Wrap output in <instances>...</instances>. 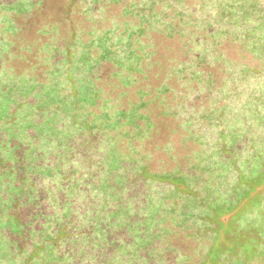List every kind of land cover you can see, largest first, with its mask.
I'll list each match as a JSON object with an SVG mask.
<instances>
[{
    "label": "rangeland",
    "instance_id": "1",
    "mask_svg": "<svg viewBox=\"0 0 264 264\" xmlns=\"http://www.w3.org/2000/svg\"><path fill=\"white\" fill-rule=\"evenodd\" d=\"M239 21L248 26L235 37ZM209 52L264 73V0H0V264L86 263L84 247L107 240L102 219L68 236L73 212L56 194L74 198L84 183L107 210L132 174L146 184L147 214L131 202L109 210L133 238L115 264H140L160 239L181 251L177 264H264V84L243 91L235 121L210 99L205 145L203 114L177 103ZM94 137L98 184L64 177L74 141Z\"/></svg>",
    "mask_w": 264,
    "mask_h": 264
},
{
    "label": "trees",
    "instance_id": "2",
    "mask_svg": "<svg viewBox=\"0 0 264 264\" xmlns=\"http://www.w3.org/2000/svg\"><path fill=\"white\" fill-rule=\"evenodd\" d=\"M233 25L231 31L233 32L232 34H236L235 37L238 36L239 32H244L243 30H246L248 26L246 22L243 21H239ZM210 31H213V29ZM240 42L242 43L243 41L240 40ZM244 46L247 47L248 45ZM249 46L254 49V45L250 44ZM250 47L248 48L250 49ZM253 54L257 56V54ZM215 55L216 54L209 52L207 56L208 61H206L205 66L201 65V63L197 65L196 70L202 73L201 80L195 76L193 78L192 74L194 73L188 72L181 81L179 79L181 87L187 88L188 92L186 95V92L183 93V95H185L184 99L177 104L180 105L184 103L188 113L194 115V117L197 116L196 121L199 120L198 114H203L201 119L203 131L201 134L205 141V145L213 140L214 135L212 130L214 127L212 124L216 121L209 116L213 109H215L213 101H210V99H221V101H216L215 104L218 105L219 103L220 106H224L223 113L228 116L229 119L235 121L241 112L246 111L248 106L246 103L248 97H243V94H245L243 91L251 89L254 85L262 86L264 84L263 72H245V70H242L244 67L241 66V62L229 58L226 54H223L219 58L215 57ZM191 57L194 60L193 62L197 64L199 57L198 53L191 54ZM263 57L264 55L262 57L260 56L259 59L262 61ZM192 59L189 58V62ZM214 65L219 66L220 76H213L207 70V66ZM176 66L177 65H174V67ZM174 79L176 80L178 77L175 76ZM236 94H239L240 97L237 96L234 99ZM181 96L179 94L178 99H180ZM186 96H188L189 99L185 102ZM230 108H232L231 111L229 110ZM178 119L181 121V129H183L184 133H187V127L184 126L185 119L183 116H179ZM225 134L228 135L229 130H227ZM80 142L81 138L74 141L70 152V163L67 165L66 169L63 168V176L65 174L66 176L64 177H72V175L75 178L86 177V184L96 185L98 184L100 171L102 170V152L99 148V140L97 137L91 138L88 140V145L84 147H80L81 145L79 146ZM228 142L229 138L227 137L225 143ZM237 149L241 152V145H239ZM67 185L68 181L62 182L63 188L69 187V185ZM123 188L127 191H124L121 195L117 194L119 190L116 188L114 197L118 199L113 201L107 210L101 208L98 198L91 196L90 190L84 186V183L78 187L80 191H77V196L74 198L68 197L67 193L64 191L60 192L59 195L56 194V199L59 200L60 204L64 201L70 203L73 212L68 221L72 226V228L69 229L68 236L85 237L86 230L91 226V218L99 214L102 219L101 225L107 235V240L104 242L106 245H102L98 251L93 250L91 247H84L87 250V256H85L86 263L84 264H115L120 260V257H122L119 252L120 246L133 243V238L126 229L114 227L116 222L114 218L111 217V212H109V210H114V207L127 206V203L129 204V202H131L135 206L136 211L138 209H143L139 214L141 215L140 218H145L147 214L145 208L148 203L146 197V184L139 181L138 174H136V176L132 174L128 177ZM42 198L46 202L47 214L52 215L53 206L51 204L54 203V199L52 201L49 200L47 195H43ZM133 219L134 216L131 215V221H133ZM78 245H83L80 239H78ZM77 249L78 248H76V250ZM179 253H181V251L173 244L172 240L160 239L142 250V260L140 264H177ZM74 260L75 264H81V260L75 257ZM115 260L116 262L114 263Z\"/></svg>",
    "mask_w": 264,
    "mask_h": 264
}]
</instances>
